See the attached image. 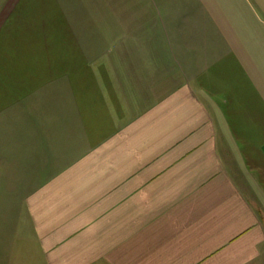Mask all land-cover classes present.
<instances>
[{"label": "crops", "instance_id": "crops-1", "mask_svg": "<svg viewBox=\"0 0 264 264\" xmlns=\"http://www.w3.org/2000/svg\"><path fill=\"white\" fill-rule=\"evenodd\" d=\"M135 1L67 156L0 107V264H264V0Z\"/></svg>", "mask_w": 264, "mask_h": 264}, {"label": "rangeland", "instance_id": "rangeland-1", "mask_svg": "<svg viewBox=\"0 0 264 264\" xmlns=\"http://www.w3.org/2000/svg\"><path fill=\"white\" fill-rule=\"evenodd\" d=\"M136 3L0 0V107H8L14 136H27L22 139L30 154V180L39 155L67 156L83 142L90 99L98 98L102 84L115 86L107 74L131 51L120 48L115 37L118 28V35L125 30L126 39H133L128 30ZM21 166L19 158L11 169L19 174Z\"/></svg>", "mask_w": 264, "mask_h": 264}]
</instances>
